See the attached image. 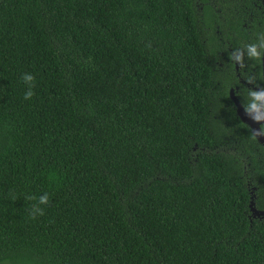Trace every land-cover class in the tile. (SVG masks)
I'll use <instances>...</instances> for the list:
<instances>
[{
  "label": "trees",
  "instance_id": "obj_1",
  "mask_svg": "<svg viewBox=\"0 0 264 264\" xmlns=\"http://www.w3.org/2000/svg\"><path fill=\"white\" fill-rule=\"evenodd\" d=\"M250 43L264 0H0V264H264Z\"/></svg>",
  "mask_w": 264,
  "mask_h": 264
},
{
  "label": "clouds",
  "instance_id": "obj_2",
  "mask_svg": "<svg viewBox=\"0 0 264 264\" xmlns=\"http://www.w3.org/2000/svg\"><path fill=\"white\" fill-rule=\"evenodd\" d=\"M247 55L250 59L259 61L261 59V52L257 50L256 43H250L246 46ZM243 56L234 58L237 62L241 61ZM23 81L29 85V90L25 93L24 98L30 99L33 96V91L31 90V85L34 81V77L31 74H24L22 77ZM243 108L245 113L255 122L262 123L264 122V88H250L247 90L244 97ZM264 135V129H259L258 131L253 130V138L256 136ZM27 199L36 200L35 196H29ZM49 195L44 193L39 197L38 204L33 206L31 215L33 218L37 214L43 215V209L39 205H45L48 203Z\"/></svg>",
  "mask_w": 264,
  "mask_h": 264
},
{
  "label": "water",
  "instance_id": "obj_3",
  "mask_svg": "<svg viewBox=\"0 0 264 264\" xmlns=\"http://www.w3.org/2000/svg\"><path fill=\"white\" fill-rule=\"evenodd\" d=\"M261 77H262V83H263V88H264V44H263V48H262V53H261ZM229 98L231 100V102L234 105L235 108V114L238 117V119L244 123L245 125L248 126V128L250 129V132L253 136V130L258 131L260 129L261 125H264V122L262 123H257L255 121H253L244 111V109L242 108V106L240 105V103L238 102V100L236 99V97L234 96L232 90L229 91ZM255 140L260 144V145H264V135L261 136H256ZM249 210H250V215L253 218H261L262 220H264V211H257L252 207V202H250L249 205Z\"/></svg>",
  "mask_w": 264,
  "mask_h": 264
}]
</instances>
